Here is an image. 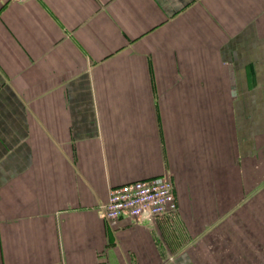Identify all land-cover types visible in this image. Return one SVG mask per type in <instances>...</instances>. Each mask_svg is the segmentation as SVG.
<instances>
[{"label":"crops","instance_id":"crops-1","mask_svg":"<svg viewBox=\"0 0 264 264\" xmlns=\"http://www.w3.org/2000/svg\"><path fill=\"white\" fill-rule=\"evenodd\" d=\"M0 264H264V0H0Z\"/></svg>","mask_w":264,"mask_h":264},{"label":"built area","instance_id":"built-area-1","mask_svg":"<svg viewBox=\"0 0 264 264\" xmlns=\"http://www.w3.org/2000/svg\"><path fill=\"white\" fill-rule=\"evenodd\" d=\"M97 210L111 226L122 218L133 223L144 219L152 225L158 220L171 221L178 206L173 182L166 175L111 187Z\"/></svg>","mask_w":264,"mask_h":264},{"label":"rangeland","instance_id":"rangeland-1","mask_svg":"<svg viewBox=\"0 0 264 264\" xmlns=\"http://www.w3.org/2000/svg\"><path fill=\"white\" fill-rule=\"evenodd\" d=\"M227 79H228V85H229V87H233L234 86V83H235L234 82L235 78L232 77V76L231 77L229 76ZM249 79L252 81L251 85L252 84H255V82H254V80L252 78H249ZM231 95L234 96V93H231ZM259 134H260V132H259ZM209 192H210L209 190H206V193L209 194ZM176 201H177V199H176ZM177 206H178V203H177ZM178 211H179V206H178ZM177 224H179V223H177ZM177 224H175L176 227H178ZM174 230L175 229H173L172 227L170 228V230L168 232L169 233L168 234V237L164 238V241L166 240L165 244H168V245H173V244L174 245H180L183 242L182 241V238L181 237H178V233H174L173 232ZM172 236H174V237H172Z\"/></svg>","mask_w":264,"mask_h":264}]
</instances>
